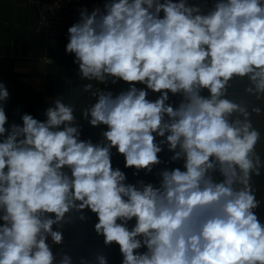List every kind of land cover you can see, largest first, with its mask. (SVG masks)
<instances>
[{"label": "clouds", "instance_id": "9594fccd", "mask_svg": "<svg viewBox=\"0 0 264 264\" xmlns=\"http://www.w3.org/2000/svg\"><path fill=\"white\" fill-rule=\"evenodd\" d=\"M68 38L82 79L129 87L114 94L83 85L97 98L83 117L108 128L93 144L80 139L74 107L60 99L45 121L24 114L22 126L7 129L9 92L0 83V264H55L48 240L64 238L53 226L84 209L97 215L104 244L119 245L122 264H264L252 183L264 168L251 120L261 109L227 98L235 78L264 97V0H216L206 13L188 0H110L81 10ZM137 85L160 95L150 101ZM169 93L183 96L178 107L166 103ZM165 143L185 170L161 171L159 186L126 184L112 167L115 147L125 167L150 173ZM59 264L72 259L64 254Z\"/></svg>", "mask_w": 264, "mask_h": 264}, {"label": "crops", "instance_id": "0c3cea01", "mask_svg": "<svg viewBox=\"0 0 264 264\" xmlns=\"http://www.w3.org/2000/svg\"><path fill=\"white\" fill-rule=\"evenodd\" d=\"M87 3L101 2L102 0H85ZM178 2V0H174ZM216 0H188L191 5H199L203 12L209 11ZM38 12L30 0H0V83L9 92V98L3 102L7 116L5 127L10 129L12 124L22 126V116L30 114L35 119L45 121V112L54 106L56 99L74 107L76 120L73 126L80 130V139L91 141L93 144L104 143L103 132L107 131L106 125L92 126L88 119L82 115L96 102V97L91 93L83 92L85 84L92 83L93 90L112 91L114 94L127 90L129 85L121 80L112 82L111 78L105 84L97 81H88L80 77L77 63H74V54L66 52L69 38H52L44 32L36 30ZM51 60L52 63H48ZM247 80L235 78L230 81L227 89V98L248 106L251 112L253 107H259V114L252 113L253 126L261 133V140L256 146L257 152L264 161V97L256 99L255 96L245 91ZM78 84V85H76ZM148 91L146 97L155 101L160 93L146 89L145 85H137ZM201 95L208 96L207 90H202ZM183 101L181 94L169 93L166 102L173 108ZM167 119V117H165ZM155 135V134H154ZM165 137L156 136V142L165 140ZM162 151L158 153L160 164L153 167L152 172L136 170L125 167V158L113 147L111 151V164L113 169L121 170L126 176V184L137 185L139 181L159 186L161 177L159 173L165 169L180 168L184 171V160H171L174 152L169 151L167 144L161 145ZM65 171H69L65 169ZM214 179L219 182L222 177L218 172L213 173ZM253 188L260 205L254 209L259 221L264 224V168L259 177H253ZM81 214L85 219L81 220ZM2 215V213H0ZM62 225H54V230L62 231L64 243L55 244L57 264L62 255L67 254L72 259V264H80L81 260L87 264H97L96 257L104 255L107 264H122V254L119 245L104 244V237L95 231L98 217L90 209L82 213L73 212L66 216ZM4 222L0 220L2 225ZM135 218L128 222L131 230L135 226ZM140 253L147 251L146 247L137 250Z\"/></svg>", "mask_w": 264, "mask_h": 264}, {"label": "built area", "instance_id": "2783aa9c", "mask_svg": "<svg viewBox=\"0 0 264 264\" xmlns=\"http://www.w3.org/2000/svg\"><path fill=\"white\" fill-rule=\"evenodd\" d=\"M38 12V24L36 30L44 32L52 38L68 37V29L79 22L81 10L87 9L91 13L94 9L103 10L104 4L110 0L87 3L85 0H30ZM163 2V0H161ZM163 13H161V17ZM52 63L51 60H47ZM1 225V224H0ZM49 246L56 257L55 244L48 240Z\"/></svg>", "mask_w": 264, "mask_h": 264}, {"label": "water", "instance_id": "95a60500", "mask_svg": "<svg viewBox=\"0 0 264 264\" xmlns=\"http://www.w3.org/2000/svg\"><path fill=\"white\" fill-rule=\"evenodd\" d=\"M80 77H81V75H80ZM76 85H78V84H76Z\"/></svg>", "mask_w": 264, "mask_h": 264}]
</instances>
